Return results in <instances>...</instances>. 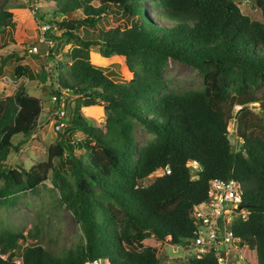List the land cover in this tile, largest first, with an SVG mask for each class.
Listing matches in <instances>:
<instances>
[{
    "label": "trees",
    "instance_id": "16d2710c",
    "mask_svg": "<svg viewBox=\"0 0 264 264\" xmlns=\"http://www.w3.org/2000/svg\"><path fill=\"white\" fill-rule=\"evenodd\" d=\"M241 1L259 8L264 19V0H54V15L62 18L50 21L57 34L45 33L56 84L49 95L56 97L55 109L63 102L66 126L56 132L45 160L27 169L0 167V207L36 193L50 177L82 239L55 253L35 242L40 226L26 234L4 226L0 264H85L95 257L160 264L164 243L187 245L194 238L199 221L193 208L207 199L210 180L229 176L240 182L249 211L232 227L238 248L248 264H264V103L261 113L248 107L264 86V21L244 14ZM144 2L159 8L157 16L145 11ZM74 11L81 16L65 18ZM110 15L124 21L110 23ZM12 16L0 8V32L14 26ZM94 47L103 57H124L132 77L116 81L95 66ZM12 57V79L46 80L45 70L34 73L18 63L23 58L16 52L2 63ZM169 60L196 69L201 87L169 88L163 74ZM96 104L103 106L104 129L81 111L87 106V114L102 116L99 106H89ZM237 105L243 110L233 144L228 124ZM42 109V99L23 86L0 99V161L18 148L15 138L37 129ZM135 121L153 134L140 146ZM157 170L162 174L142 185ZM188 264L217 262L207 253L191 256Z\"/></svg>",
    "mask_w": 264,
    "mask_h": 264
},
{
    "label": "rangeland",
    "instance_id": "374dc122",
    "mask_svg": "<svg viewBox=\"0 0 264 264\" xmlns=\"http://www.w3.org/2000/svg\"><path fill=\"white\" fill-rule=\"evenodd\" d=\"M55 5L54 0H0V8L12 12V20L14 21V26H6L0 32V99L13 94L18 86H23L28 94L42 99L43 108L39 128L25 139L17 137L13 140L14 145L18 148L15 149L13 146L9 149L6 158L0 161V167L3 168L21 166L27 169L34 163L45 160L48 145L55 141L57 133L50 121L51 118H49V115L55 110L53 97L50 98L49 95V91L55 88L56 85L53 70L54 62L50 57H47L46 60L52 44L49 43L51 42L50 38H47L48 41H40L39 39V27L43 23L51 25L50 33H58L56 27L50 23L52 18H62V16L54 15ZM239 7L250 18L264 21L260 9L250 2L241 1ZM144 8L147 13L153 16H157L159 11V8L146 2H144ZM80 16V11H74L69 12L65 18H79ZM40 18H42V21H40ZM107 20L110 23L124 21L121 19L115 20L111 15ZM34 45L37 46V52H30L29 47ZM68 48L69 45H65L63 50L66 51ZM11 52H16L18 57H22L23 59L18 63L29 65L34 73L45 70L47 72L46 80L41 82L37 77L33 80L23 77L12 79L11 73H13V67L17 64L16 59L12 57L2 63L4 57ZM32 54L39 56V58L36 59ZM55 57V60H60L63 55L60 53ZM41 58L44 60H40ZM90 60L116 81H126L132 77V73L128 70L122 56L112 55L106 58L99 53L97 47H94L90 51ZM163 74L168 87L175 90L199 88L202 85V77L197 70L177 60H169ZM256 95L258 101L250 103L248 107L254 113H261V105L264 103V86L256 90ZM251 105L255 106L251 107ZM89 106H99L102 110V116L100 114L96 116L87 114L84 111L87 106H82V114L88 117L89 120L92 118L95 125L104 129L105 114L103 106L98 104ZM238 107V105L235 106V112ZM233 123L234 119L228 124V130L233 138L232 142L235 144L236 128H234ZM74 135L76 138H83V134L80 132H76ZM152 136L153 134L140 123L134 122V137L137 145L145 144ZM81 151V149L76 148L75 154L79 155ZM161 174V170L155 171L142 181V185L150 184L155 177ZM1 185L2 180H0ZM59 198V189L54 187L49 177L36 193L19 194L16 203L0 207V228L9 226L26 234L32 231L34 226H40L41 230L35 242L38 240L37 242L55 253L74 248L82 239L81 231L78 223L64 204L60 202ZM25 244L22 243V246ZM191 256H193V253L188 245H174L167 241L162 246L160 264H188V259ZM15 259L17 263L20 262L18 257Z\"/></svg>",
    "mask_w": 264,
    "mask_h": 264
},
{
    "label": "built area",
    "instance_id": "2783aa9c",
    "mask_svg": "<svg viewBox=\"0 0 264 264\" xmlns=\"http://www.w3.org/2000/svg\"><path fill=\"white\" fill-rule=\"evenodd\" d=\"M50 28L49 23H43L39 27L40 41H46L45 33ZM28 50L37 52V46H31ZM53 100L56 101L55 96ZM63 105L61 102L60 106L49 115L56 132L66 126ZM39 125L38 122L37 126ZM242 203L243 189L238 180L230 176L226 179L210 180L207 199L193 208L199 224L194 231V238L187 245L194 257L201 258L207 253H212L217 264H248L238 248L240 238L232 229L237 220H245L248 217L249 211ZM85 264H111V262L108 258L95 257Z\"/></svg>",
    "mask_w": 264,
    "mask_h": 264
},
{
    "label": "water",
    "instance_id": "95a60500",
    "mask_svg": "<svg viewBox=\"0 0 264 264\" xmlns=\"http://www.w3.org/2000/svg\"><path fill=\"white\" fill-rule=\"evenodd\" d=\"M252 106L254 107L255 105H251V107H252ZM242 110H243V107H242V106H239L238 109L236 110L235 114H234V123H233L234 128L237 127V117H238L239 113H240ZM188 168H189V170H190L192 173H196V172H197V169H196L192 164H190Z\"/></svg>",
    "mask_w": 264,
    "mask_h": 264
},
{
    "label": "clouds",
    "instance_id": "9594fccd",
    "mask_svg": "<svg viewBox=\"0 0 264 264\" xmlns=\"http://www.w3.org/2000/svg\"><path fill=\"white\" fill-rule=\"evenodd\" d=\"M40 118V117H39ZM37 128H39L38 126H37ZM162 171V170H161ZM163 172V171H162ZM102 258V257H101Z\"/></svg>",
    "mask_w": 264,
    "mask_h": 264
}]
</instances>
